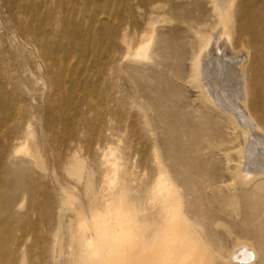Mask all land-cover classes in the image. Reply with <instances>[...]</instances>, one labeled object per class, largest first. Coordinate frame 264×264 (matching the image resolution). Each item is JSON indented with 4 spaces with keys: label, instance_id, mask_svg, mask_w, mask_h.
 Returning a JSON list of instances; mask_svg holds the SVG:
<instances>
[{
    "label": "rangeland",
    "instance_id": "1",
    "mask_svg": "<svg viewBox=\"0 0 264 264\" xmlns=\"http://www.w3.org/2000/svg\"><path fill=\"white\" fill-rule=\"evenodd\" d=\"M192 4L0 0V264H73L77 211L91 219L103 208L96 196L105 186L103 153L118 144L135 175L127 199L138 217L149 208L155 151L184 197L191 226L212 251L231 248L236 236L244 239L240 229L263 217L257 208L249 211V189L237 199L228 188L218 148L233 128L187 82L190 35L178 14ZM152 22L159 53L137 65L124 44L135 49ZM83 234L87 239L89 229Z\"/></svg>",
    "mask_w": 264,
    "mask_h": 264
},
{
    "label": "bare ground",
    "instance_id": "2",
    "mask_svg": "<svg viewBox=\"0 0 264 264\" xmlns=\"http://www.w3.org/2000/svg\"><path fill=\"white\" fill-rule=\"evenodd\" d=\"M176 1L193 2L189 11L178 14L190 35L189 87L198 93L205 108L233 128L227 132L226 147L218 148L226 158L228 188L237 199L243 197L241 190L249 189L245 193L250 201L247 207L251 213L261 210L263 217L256 226L240 229L244 239L236 236L231 248L221 254L212 251L191 226L184 197L158 151L154 154L157 175L147 192L149 208L138 217L127 199L135 175L127 169L118 144L103 153L105 186L96 194L103 199V208L94 211L91 219L77 211L80 241L72 248L73 264H81L83 259L88 264H264V201L251 202L254 197L264 198L259 189H264L260 185L264 181V0H249L246 6L241 0ZM4 6L13 17L8 5ZM154 22L135 49L124 44L128 47L126 57L137 65L153 61L159 53ZM230 151L236 154L235 160ZM34 157L36 164L41 163L37 153ZM86 229L90 235L84 239Z\"/></svg>",
    "mask_w": 264,
    "mask_h": 264
},
{
    "label": "clouds",
    "instance_id": "3",
    "mask_svg": "<svg viewBox=\"0 0 264 264\" xmlns=\"http://www.w3.org/2000/svg\"><path fill=\"white\" fill-rule=\"evenodd\" d=\"M176 227H178V225Z\"/></svg>",
    "mask_w": 264,
    "mask_h": 264
}]
</instances>
